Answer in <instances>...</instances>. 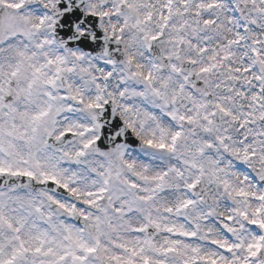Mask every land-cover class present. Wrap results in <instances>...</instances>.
<instances>
[{"label": "rangeland", "instance_id": "obj_1", "mask_svg": "<svg viewBox=\"0 0 264 264\" xmlns=\"http://www.w3.org/2000/svg\"><path fill=\"white\" fill-rule=\"evenodd\" d=\"M167 1L90 0L85 12L103 17L107 9L101 8V2L109 8L124 2L126 14L108 21L110 27L115 26L110 31L127 36L125 42L136 47L139 41L154 36L155 28L148 29L145 23H162ZM188 3L182 0L178 14L172 12L174 24H190L196 19L192 12L198 13L201 6L197 0ZM56 4V0H0V5L13 9L0 34V173L30 175L61 185L77 197L79 204L58 198L57 204L68 214L77 211L86 216L96 227L97 236H84L66 215L50 213L42 195L0 190V264H54L61 258L64 264L246 263L247 257L257 253L258 238L264 236V198L251 176L241 175L238 166L241 161L249 165L251 161H247L252 158L264 163V129L252 121L260 120L258 109L225 102L222 111L227 116L222 128H215L211 120L203 123L191 119L190 128L185 129V134L189 129V137L174 155L168 144L166 156L179 172L190 170L194 177L201 174L206 180L222 183V189L213 194L212 206L199 202L191 214L185 208L191 202L185 194L187 188H182L188 183L186 177L177 176L179 188L172 195L169 188L164 190L169 184L163 185L162 177L158 180L159 173L148 164L132 168L134 180H130L127 171L134 164L128 163L125 149L108 155L90 151L96 131L88 109L103 103V98L94 102V97L98 92L104 97L106 92L112 93L120 103L121 114L126 115L128 100L123 95L127 87L120 85L124 82L117 85L118 76L112 74L109 83L102 86L98 73L107 68L105 62L60 48L53 38L54 22L46 11L55 9ZM185 10L192 13L188 19L183 18ZM213 16L220 18V23L210 27L206 36L209 47L222 56V10ZM206 19H201L203 24H209ZM140 22L141 29L137 26ZM190 29L197 39L194 25ZM61 70L71 74L68 92L56 82ZM137 77L134 81L130 76V82L125 83L133 91L131 95L140 86L141 78ZM11 78L17 81L16 103L7 106L1 92L7 90ZM169 82L167 77L161 86H169ZM144 86L143 82V90ZM71 99L79 102L78 108ZM149 118L157 124V135H162L164 127L163 144L168 143L173 130L164 123V117ZM65 133L79 134V143L64 152L46 144L48 134L58 137ZM153 157L147 156L148 160ZM91 207L103 209V215L91 213ZM149 226L157 231L151 239L144 235ZM41 249L43 253L37 254ZM94 256H98L96 262ZM248 264L260 263L255 260Z\"/></svg>", "mask_w": 264, "mask_h": 264}, {"label": "flooded vegetation", "instance_id": "obj_2", "mask_svg": "<svg viewBox=\"0 0 264 264\" xmlns=\"http://www.w3.org/2000/svg\"><path fill=\"white\" fill-rule=\"evenodd\" d=\"M181 1H173L172 12L176 10L178 14ZM183 1L189 6V0ZM197 1L201 6L199 12L194 13L189 9L196 16L192 23L179 25L170 22L165 25L158 22H146L145 26L148 29L155 28L154 38L147 41L141 40L136 43V47H131L130 41H128L129 44H125L126 60L129 62L128 71L141 78L140 86L133 89L136 94L131 95L133 91L127 90L124 100H128L126 102L128 111L125 116L131 131L144 144L142 151L123 147L127 157L131 154H142L143 156L152 154L155 156L162 150L165 141L164 127L162 135H157L155 133V130L158 129L157 124L149 117L159 118V116L166 117L167 114H170L172 120L164 118V123L178 133L179 131L175 129L178 126L177 123L183 122V125L180 123V126L190 128L189 121L191 119L196 122L201 120L203 123L211 120L215 127L219 116L222 128V105L225 102L227 104L231 101L238 102L244 107L250 105V110L260 106L259 93L264 88V0ZM221 6L222 56L215 54L217 49L209 47V38L206 36L210 27L220 23V18L213 15ZM191 12L183 11V18H190ZM205 17H208L206 20L209 24H203L201 21ZM142 25L143 22H140L137 26L141 29ZM193 25L198 31L197 39L194 37L193 29H190ZM163 32L166 37L165 57L169 60L167 70L151 60L147 53L150 40L159 38ZM125 41L127 42V39H124ZM134 41L132 39L133 43ZM133 53L135 55H132ZM189 67L191 71L188 70ZM153 69H156V77L152 75ZM167 77L170 79L169 86L162 87L154 83ZM189 77L195 79L190 80ZM142 81L145 83V90L142 88ZM246 91L248 92L246 93ZM226 95L231 97L227 99ZM131 99L133 101L129 102ZM152 99L155 101L150 104ZM247 99H249V104ZM154 103L155 108L153 107ZM118 111L121 113L120 103ZM225 116L227 115L225 114ZM261 120L262 117L260 120H252L254 126L256 124L260 126ZM188 137L189 135L184 140H187ZM184 140L181 141V145ZM251 163L264 169V163H258V160L254 159ZM186 171L185 174H181L180 178L186 177L190 184L194 180V175H191L190 170ZM171 175L170 181L175 194L178 191L176 188L178 185L177 172L173 170ZM200 180L204 182V187L211 196L218 192V190L214 191V180L210 182V185L204 178ZM177 208L178 206L175 209L176 213L178 212ZM193 209L189 211L191 214L194 213ZM45 255L50 261L49 254ZM97 260L98 258H96ZM54 264H64V262L61 258Z\"/></svg>", "mask_w": 264, "mask_h": 264}, {"label": "water", "instance_id": "obj_3", "mask_svg": "<svg viewBox=\"0 0 264 264\" xmlns=\"http://www.w3.org/2000/svg\"><path fill=\"white\" fill-rule=\"evenodd\" d=\"M69 1L73 4V6H75V8L73 10L68 9L66 0H61L60 7H61L62 11L54 14L56 19H57V22H58L57 25L55 26V36H56L57 40L60 41L63 46H66L69 48H74L77 46L83 47L82 45L85 43V42H83L85 38L84 37L78 38L76 36V29L79 26H82L83 28L86 29V31L97 33L98 30H95V28L99 29V26L98 25H91L90 26V25H88V23H86L83 20L84 18H82L81 8L84 7L87 0H69ZM7 15H8V13L6 12V10H4L3 8H0V29H1L2 22L6 19ZM87 20L89 22H93V19H91V18H88ZM84 49H87V48L84 47ZM11 85H12V83H11ZM4 100L7 104L13 102L14 101L13 94L11 92L7 93V95H4ZM112 111L113 110L111 108H109L110 115L113 118ZM102 114H104L103 111H102ZM104 118H108V115H106L105 117L103 115L102 119H104ZM100 126L103 128L104 124L101 123ZM74 141H75V138H73V137H68L65 140H59V141H52L49 139V142L54 147H62V148L65 147L66 145L71 144ZM119 142H120V140H118V141L114 140V142L108 141V138L106 137L105 133L102 132V137L99 140L97 146L103 150H107L109 147H115ZM105 145H106V147H105ZM254 176L257 177L259 182L264 184V177L262 175L254 173ZM6 179L9 183H3V184L0 183V185H2L3 187H9L15 183L14 181L17 180L15 177H7ZM1 180H2V178H0V181ZM21 187H23V188L24 187H31L36 192H38L39 189H42V190L51 192L53 194H56L58 196H62V197L66 198L70 201H74V197L69 195L63 189H61L58 186L53 185L51 183H47L45 185L40 186V185H37L34 182L28 180V184L23 183ZM51 205H52V208L57 209L56 206H54L52 203H51ZM71 220L74 221L75 223H77L79 226H81L85 232H88V233L94 235V229H92L83 218L74 214L71 216ZM263 260H264V255L261 257V262Z\"/></svg>", "mask_w": 264, "mask_h": 264}]
</instances>
